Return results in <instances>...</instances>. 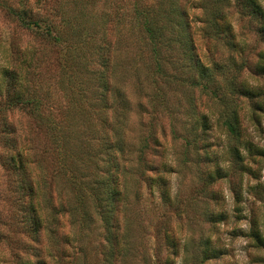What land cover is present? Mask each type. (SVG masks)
<instances>
[{
	"label": "trees",
	"instance_id": "obj_1",
	"mask_svg": "<svg viewBox=\"0 0 264 264\" xmlns=\"http://www.w3.org/2000/svg\"><path fill=\"white\" fill-rule=\"evenodd\" d=\"M98 1L101 6L96 5ZM14 2L12 6L0 0V7L21 27L34 29L45 44L62 51L56 85L68 103L58 118L51 112L43 114L50 95L39 93L36 75L28 69L35 54L29 59L19 55L14 63L7 55L0 56V165L9 176L7 189L19 216L11 226H19L27 239L15 241L20 251H13L14 264H49L45 254L54 264H88L86 243L96 223L102 236L100 264H136L134 206L142 184L157 194L160 207L182 219L187 212L177 203L171 173L184 177L194 166L192 174L202 180L206 196L208 186L230 177L232 171L258 178L264 148L246 133L241 100H248L250 119L260 126L264 48L254 61L245 56L230 10L255 23L264 42V0H72L61 11L59 22L32 12L29 0ZM193 22H199L198 27ZM197 33L204 41L203 53L198 51ZM130 45L146 52L149 68L145 73L134 64L126 68L122 56ZM127 70L129 83L137 85L135 104L125 89ZM245 71L259 80L251 82ZM145 82L151 85L149 92L143 89ZM159 83L187 87L185 103L176 104L182 116L168 106V93ZM195 91L206 96L207 103H197L191 94ZM15 108L43 127L47 138L43 154L51 151L54 164L51 178L39 167L31 138L20 133L7 115V110ZM159 110L172 123L170 149L163 134L155 131ZM144 113L150 114L149 120L143 119ZM213 126L222 131V138L211 132ZM232 192L238 203L241 192L234 185ZM65 213L71 231L59 236V214ZM170 215L157 229L166 255L161 257L163 247H158L152 256L143 252L139 264H175L178 255L181 264H204L224 253L225 247L209 236L193 238L191 232L179 241L171 230ZM200 215L211 226L227 219L223 210L207 208ZM246 235L255 247L264 248V221L260 226L252 219ZM6 238L0 231V241Z\"/></svg>",
	"mask_w": 264,
	"mask_h": 264
},
{
	"label": "rangeland",
	"instance_id": "obj_2",
	"mask_svg": "<svg viewBox=\"0 0 264 264\" xmlns=\"http://www.w3.org/2000/svg\"><path fill=\"white\" fill-rule=\"evenodd\" d=\"M7 2L14 6V0H7ZM71 2L72 0H29V7L32 12L59 22L61 11H64L67 6H71ZM101 4L102 2L98 1L96 5L101 6ZM98 8L100 9L101 7ZM196 12L198 13L200 10L197 9ZM230 15H232V27H234L236 32V38L244 42L246 49L245 56L250 61H254L256 53L264 48V42L255 31V23L249 22L245 17H241L233 9L230 10ZM198 25L199 22H193V26L198 27ZM196 39L198 51L203 53L205 46L200 34H196ZM32 52L35 54L36 59L28 69L32 70L36 75L35 82L37 80V85L40 86L39 93L50 95V99L47 100L42 110L43 114H50L51 112V116L58 118L64 115L65 105L68 104L66 96L62 94L56 85L62 72V59L60 58L62 51L55 46L45 44L35 35L34 29L27 30L21 27L5 9L0 7V56L6 57L7 55L12 61L14 60V63L15 59H17L16 57L19 55L21 59H29ZM122 57L127 61L126 68L128 69L131 65H135L138 67L140 73H145L149 68L146 52L137 49L133 45L127 48V52ZM0 58V63H2L3 58ZM247 73L250 75L249 79L251 82L259 80L253 74H249L248 71L244 72V76ZM130 77L131 73L129 72L127 76L128 83H126L125 89L128 93L127 95H129L131 101L135 104L138 99L135 92L137 85L136 83H129ZM159 85L162 91H165L166 94L168 93V106H172L175 109V115L182 116L179 110L176 109V104L181 103L180 101L185 103L183 96H186L187 87L185 85H166L164 83H159ZM143 86V89H147L148 92L150 91V83L145 82ZM191 94L194 95L193 97L196 98L197 103H207L206 96L201 95L198 91L191 92ZM2 103L3 99L0 97V105ZM241 104L243 105L241 112L243 125L247 126L246 133H249L250 137L259 146L264 148V113L260 112V126H256L250 119L251 107L248 100L242 99ZM7 115L10 116L13 123L20 129V133L26 134L31 138L36 147L35 151H37L35 152L37 154L35 159L39 161V167L44 169L46 175L51 178V174L55 172L54 164L52 162L51 151L43 154L44 148L47 147V138L43 127L37 126L35 120L20 109L7 110ZM155 115V131L159 135L163 134L162 140L167 147L166 149H170L172 147V123L170 124L168 114L165 111L159 110ZM142 116L145 121L150 118L149 113H144ZM130 119L132 122L137 121L134 113ZM144 129L147 130L148 128ZM211 132L215 136H220L221 138L223 136L221 135L222 131L216 126H213ZM214 147L217 148L216 146ZM169 161L171 162V159ZM259 165L258 178H254L246 173L242 175L238 170L236 172L232 171L230 177L217 180L211 187L208 186L207 196L204 195L205 191L202 190V180H198L192 174L195 172L194 166L186 170L184 177H181L178 172L171 173L170 185L174 192L178 191L177 203L183 206L187 212L182 219H178L172 212L165 210L164 207H160L157 194L155 192L151 193L142 184L140 198L134 206V222H136V226L134 227L138 231L137 258L134 259L136 264L140 263L138 259L141 258L143 252H146V255L156 254L155 249L157 250L158 247H163L161 248V257L166 255L167 251L164 247L165 245H163L164 241L158 235L157 229H159V223L168 213H171V230L175 231V237L181 238L179 241L182 242L183 237L192 232L193 238L209 236L212 242L217 241V244L225 247L223 248L224 253L221 256L209 259L204 264H264V248L255 247L246 235L252 219H255V222L260 224V226H263L264 221V160ZM36 171L38 170L36 169ZM8 178L9 176H7L0 165V231H4L7 234V238L0 241V264H14L13 251L18 250L15 248V241H20L21 243L27 241L25 234L21 233L19 226H11V222L14 223V221L19 219V216L16 215V211L12 206L11 190L7 189L9 186ZM233 185L241 192V198L238 203L234 201ZM52 197L53 203H56V193L54 190L52 191ZM207 208L225 211L227 219L221 223H217L215 226H211V224L202 220L203 218L200 215ZM59 216L61 227L58 228L57 235L63 236L62 234L71 231L70 219L66 213L63 215L59 214ZM189 216L191 220L186 219ZM91 230L92 234L88 235L89 239L86 243V250L89 252L86 255L88 257L87 263L100 264L101 229L96 223ZM44 244L45 242L43 241L39 246L43 247ZM45 256L49 264H54V260L48 254H45ZM56 264L62 263L57 262ZM175 264H181L180 255L176 257Z\"/></svg>",
	"mask_w": 264,
	"mask_h": 264
}]
</instances>
